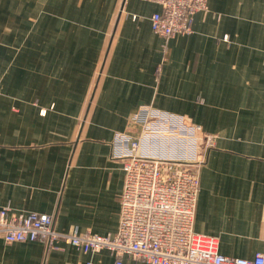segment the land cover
Segmentation results:
<instances>
[{"label":"crops","instance_id":"1","mask_svg":"<svg viewBox=\"0 0 264 264\" xmlns=\"http://www.w3.org/2000/svg\"><path fill=\"white\" fill-rule=\"evenodd\" d=\"M160 10L143 0H0V207L51 214L64 233H116L118 134L143 137L150 108L196 128L195 232L252 259L264 251V0H209L191 33L170 38L152 29ZM185 143L159 133L143 146L184 155ZM54 245L0 236V264H147Z\"/></svg>","mask_w":264,"mask_h":264},{"label":"built area","instance_id":"2","mask_svg":"<svg viewBox=\"0 0 264 264\" xmlns=\"http://www.w3.org/2000/svg\"><path fill=\"white\" fill-rule=\"evenodd\" d=\"M143 1L161 7L152 14L151 26L161 37L170 38L191 33L195 14L207 11L209 0ZM147 110L143 120L147 132L143 137L133 140L126 134H118L125 182L116 233H64L55 229L51 214L17 213L10 206H3L0 207V236L7 242L41 241L51 247H56L54 242L61 240L84 251L107 249L119 258L128 256L147 264H264V251L256 252L252 259L228 256L219 251L217 237L195 232L202 161L195 145L198 141L196 128H186L178 117L173 122L150 108ZM134 118L141 120L139 114ZM157 122H166L168 127L175 125L172 130H162ZM159 133L185 141L182 147L179 145L180 149L186 148L185 154L164 155L146 150L143 141L149 134ZM206 138L210 143L212 137L207 135Z\"/></svg>","mask_w":264,"mask_h":264},{"label":"rangeland","instance_id":"3","mask_svg":"<svg viewBox=\"0 0 264 264\" xmlns=\"http://www.w3.org/2000/svg\"><path fill=\"white\" fill-rule=\"evenodd\" d=\"M187 137H189V135H188V134H187ZM204 137H205V138L203 139V143L205 144V142H207V141H206V136H204ZM192 140L194 141V139H192ZM174 151H175V152H177V151H178V149H174Z\"/></svg>","mask_w":264,"mask_h":264}]
</instances>
